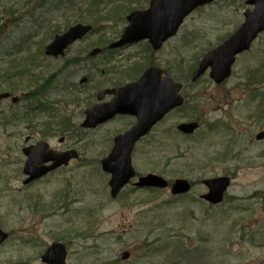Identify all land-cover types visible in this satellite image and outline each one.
Here are the masks:
<instances>
[{
  "label": "rangeland",
  "instance_id": "374dc122",
  "mask_svg": "<svg viewBox=\"0 0 264 264\" xmlns=\"http://www.w3.org/2000/svg\"><path fill=\"white\" fill-rule=\"evenodd\" d=\"M6 6L15 17L5 12ZM33 7L26 0H0V93L21 95L35 88L16 74L18 60L29 58L39 83L55 76L40 98L18 106L0 99V226L10 233L0 247V264H43L41 254L55 241L66 244L68 264H264V140L255 138L264 130V32L237 57L224 83L215 84L209 72L195 84L190 81L203 55L243 24L251 8L246 0H216L198 9L160 57H149L145 44L104 52L94 61V81L85 84L81 80L91 71L90 52L116 41L127 21L106 26L85 21L94 30L71 46L65 58L55 59L44 50L53 40L49 26L58 24L61 14ZM60 28L58 33L68 29ZM150 64L183 82L187 101L137 144L133 163L140 175L185 178L195 185L189 194L176 197L170 189L153 194L131 184L114 199L101 161L111 152L114 137L133 120L96 129L80 124L109 83L100 71H110L122 82L138 77ZM38 102L49 107L39 109ZM31 105L36 111L28 114ZM188 119L202 124L190 137L177 129ZM39 140L59 151L77 149L80 157L24 185L27 157L22 149ZM222 176L232 178L226 198L219 205L208 204L202 199L208 191L203 180ZM126 250L131 257L124 261Z\"/></svg>",
  "mask_w": 264,
  "mask_h": 264
},
{
  "label": "water",
  "instance_id": "95a60500",
  "mask_svg": "<svg viewBox=\"0 0 264 264\" xmlns=\"http://www.w3.org/2000/svg\"><path fill=\"white\" fill-rule=\"evenodd\" d=\"M213 0H152L147 11L133 12L129 17L130 25L124 30L121 41L112 47L122 46L148 38L155 48L161 47L169 37L175 35L184 19L197 7L211 3ZM255 4L253 12L246 13V22L241 29L221 46L206 55L199 69L195 72L194 80L212 66V77L220 83L230 76L235 55L250 48L252 41L258 33L264 30V0H249ZM91 26L78 24L71 27L65 34L57 35L55 41L47 47L48 55L58 56L76 40L83 38ZM162 70L150 67L135 83L123 88L108 90L115 94L111 103L102 104L90 109L84 126L95 127L106 121L116 113L134 114L138 118L137 124L125 134L115 138V146L108 158L103 160L105 171L113 174L111 179L112 195L117 196L121 188L135 175L132 167L131 153L136 142L145 136L157 121L166 113L183 103L179 95L181 85L175 83L169 74L162 77ZM16 100V99H15ZM198 128L197 123L185 124L180 129L185 133H192ZM264 138V133L258 139ZM29 159L25 172L30 175L26 182L42 176L49 170L62 164H67L70 159L77 156L74 151L56 153L49 149L46 142L24 149ZM54 160L50 167L42 164ZM210 192L205 198L212 203H220L231 180L228 177H219L206 180ZM139 186H156L164 188L168 182L157 175L149 174L140 179ZM191 184L185 179H178L173 184V193H187ZM7 238V234L0 230V244ZM129 252L123 258H129ZM66 250L64 246L55 244L48 249L43 259L49 263L66 264Z\"/></svg>",
  "mask_w": 264,
  "mask_h": 264
},
{
  "label": "trees",
  "instance_id": "16d2710c",
  "mask_svg": "<svg viewBox=\"0 0 264 264\" xmlns=\"http://www.w3.org/2000/svg\"><path fill=\"white\" fill-rule=\"evenodd\" d=\"M33 4L34 10L41 7L48 12L61 14L58 24H50L47 34L53 35L61 31L62 26H69L73 23L89 21L95 24L110 21H122L126 14L135 8L142 7L149 0H26ZM15 17L14 10L4 7ZM35 13V11H34ZM47 23V22H43ZM46 25V24H45Z\"/></svg>",
  "mask_w": 264,
  "mask_h": 264
},
{
  "label": "flooded vegetation",
  "instance_id": "af4514ba",
  "mask_svg": "<svg viewBox=\"0 0 264 264\" xmlns=\"http://www.w3.org/2000/svg\"><path fill=\"white\" fill-rule=\"evenodd\" d=\"M172 39H170V40H168L164 45H163V47L160 49V50H153L152 49V46L150 45V43L148 42V41H141V42H139V43H137V44H134V45H130V46H125V47H123V48H120V49H108V47H105V48H103L102 49V51L100 52V53H98V54H94L92 51L90 52V55L88 56V59H89V68L91 69V71H89V76L88 77H84V78H86V79H84V81L85 82H87V83H92L94 80H93V78H94V76H92V74L94 75L95 74V71H94V65H95V63H94V61H95V59L97 58V57H99L100 55H102L104 52H108L109 54L110 53H112V52H116V51H118L119 53H121V51H123V50H126V49H128V48H132V47H135V46H138V45H140V44H145V46H146V49H147V52L150 54V55H148L149 57H151V56H155V57H160V51H162L163 49H164V47L166 46V44H168L170 41H171ZM159 60V59H158ZM150 65H152V64H150ZM15 66H18L19 68H22V66L21 65H17V64H15ZM101 72V74H104L105 76H108L109 78V83H107V86L106 87H104V88H102V90H105V89H109V88H117V87H122V86H124V85H126L127 83H130V82H134V81H136L139 77H136V78H134V79H130V80H127L126 81V79L124 80V81H119V80H117L118 78H116L115 77V75L116 74H113V75H111V72L109 71V72H106V71H100ZM16 74L19 76L20 74H21V72L19 73H17V71H16ZM16 75V76H17ZM90 75H91V78H90ZM164 75V74H163ZM107 78V77H106ZM19 81H23V79H18ZM114 80V81H113ZM84 82V83H85ZM81 83H83L82 82V80H81ZM14 85H20L19 84V82L17 81V82H14L13 83ZM46 84V80H45V78H44V80H43V84H41L40 86H38V87H35L34 89H33V92L32 93H35V94H37V93H39V92H42L43 91V85H45ZM11 94H13L12 92H10ZM28 95V94H30L29 92H24V93H22L21 95L22 96H24V95ZM97 100H98V93H97ZM113 98V96L111 95V94H106V95H104V97H103V99H102V101L103 102H109V101H111V99ZM99 101V100H98ZM96 104V103H95ZM95 104H92V105H95ZM91 105V106H92ZM121 119H124V120H127V119H131V120H133V123L131 124V126H129L127 129H125V130H128L130 127H132L133 125H134V123H135V121H136V118H135V116H132V115H123V114H117V115H115L111 120H109L108 121V123H112V122H114V121H117V120H121Z\"/></svg>",
  "mask_w": 264,
  "mask_h": 264
}]
</instances>
